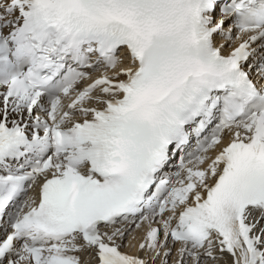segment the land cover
<instances>
[{
  "label": "snow or ice",
  "instance_id": "obj_1",
  "mask_svg": "<svg viewBox=\"0 0 264 264\" xmlns=\"http://www.w3.org/2000/svg\"><path fill=\"white\" fill-rule=\"evenodd\" d=\"M0 264H264V0H0Z\"/></svg>",
  "mask_w": 264,
  "mask_h": 264
}]
</instances>
